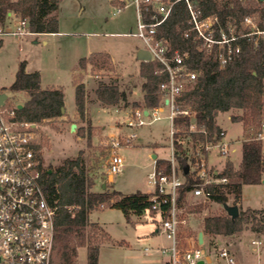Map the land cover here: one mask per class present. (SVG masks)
I'll use <instances>...</instances> for the list:
<instances>
[{"label":"trees","instance_id":"obj_1","mask_svg":"<svg viewBox=\"0 0 264 264\" xmlns=\"http://www.w3.org/2000/svg\"><path fill=\"white\" fill-rule=\"evenodd\" d=\"M202 16L218 14L226 27L228 18L240 17L250 12L248 5L241 0H193ZM60 0H0V23H4L10 13L18 14L29 21L33 33L58 32V20L53 12L59 7ZM261 8L264 22V4L252 2ZM190 13L185 2H179L170 17L157 29V36L169 42L170 53L175 50L188 52V64L197 72V78L177 98L180 108L190 107L193 117L177 115L173 121L174 156L179 169L185 177V184L180 188L178 202L183 213L201 212L203 203L192 205L188 201L191 190L201 180L195 172L184 173L187 165L196 161L189 156L185 142H193L202 151L206 140H214L222 131L216 117L220 112L239 109V115H232L231 120L241 122L247 135L242 141V159L237 168L229 159L218 178L226 181L208 184L205 189L210 192L209 201L219 204L228 203L233 196V204L242 200L245 184H259L264 175V145L255 139L264 122V37L244 36L238 40L240 52L226 65L221 66L217 57V48L206 53L199 48L193 33L185 37L190 28ZM3 40L0 39V47ZM139 74L142 83L143 103L134 102L133 107L153 109L161 105L162 87L168 82L167 72L156 60L140 61ZM110 63L108 52L97 51L80 59L79 67L84 69L91 64L93 71L101 70ZM10 89L25 92L28 99L21 108L16 109L17 119L30 123H41L44 120L57 119L64 116V91L60 87H42L39 71L29 72L26 61H21L16 77ZM132 90L121 88L117 83L100 82L96 88L98 99L105 106H121L128 104ZM87 92L84 82L75 84V103L83 117L86 111ZM195 125L196 131L190 127ZM89 132L91 129H88ZM202 130L207 131V135ZM86 128L80 127L78 132L85 135ZM191 140L186 141V138ZM38 150V145H37ZM40 158L42 186L48 200L58 205L55 221V238L51 264H78L79 249L87 250L88 264H98L101 245L111 241L109 233L98 223L91 221L90 213L101 205L120 209L127 221L131 215H142L151 209L150 194L138 190L124 193L112 188L107 181L102 190H94L97 176L90 173L85 158H67L56 170L49 172L43 167ZM192 162V163H191ZM156 166L165 172L171 169L170 159H156ZM250 224V230L264 236V207L243 209L239 206V215L235 219L228 213L208 215L204 217L201 229L214 245L218 236H234ZM115 244V242L113 243ZM122 244V242H118Z\"/></svg>","mask_w":264,"mask_h":264},{"label":"rangeland","instance_id":"obj_2","mask_svg":"<svg viewBox=\"0 0 264 264\" xmlns=\"http://www.w3.org/2000/svg\"><path fill=\"white\" fill-rule=\"evenodd\" d=\"M244 4L250 9L261 8L252 2ZM52 14L58 20V32L27 36L6 35L1 38L0 93L8 95L6 106L16 110L28 99L27 93L10 89L20 62L26 61L27 71L40 72L43 88L60 87L65 94L64 116L34 123L38 156L42 158L43 167L54 171L65 159H74L82 154L90 173L97 176L94 190H102L104 181L108 179L110 140L107 136L110 133L134 132L137 138L133 143L119 150L125 163L123 172L114 174L110 185L124 193L152 190L153 186L149 183V174L155 167L152 156L155 154L166 159L173 156L172 121L167 117L169 110L164 108L160 113L162 119L151 124L134 128L123 124L126 110L133 107L135 101L143 103L144 95V78L139 74L141 62L137 56L138 51L144 48V42L139 37L125 35L137 30L136 6L124 3L123 0H60L59 7ZM97 51L109 53L110 63L107 67L94 71L91 64H87L84 69L79 67L81 58ZM77 82H84L86 86V111L83 117L75 103ZM100 82H114L122 89L131 88L128 104L103 105L96 94ZM75 110L76 113L73 114ZM220 113L216 121L220 123V127H226L232 143L227 157H222L218 151H211V163L205 164L210 172L222 170L229 159L237 168L242 159V141L247 137L242 133V124L228 118V115L230 118L232 115H239L241 110L231 109ZM73 123L77 126L72 131ZM111 124L117 125L116 128H110ZM80 127L86 128L84 136L78 132ZM188 140H191L190 137L186 138ZM185 148L191 157L200 150L192 141L188 144L185 142ZM198 169L193 162L190 171L197 173ZM188 201L192 205L204 204L201 212L186 213L191 230H202L201 224L208 215L227 213L222 204L213 201H201L191 195H188ZM228 204L234 205L233 196H230ZM239 206L243 209L264 207V175L261 183L243 186ZM90 219L98 222L111 239L101 245L98 264H162L161 259L167 261L168 257L162 253L161 247L167 246L169 240L156 231L161 221L159 214L154 215L150 211L142 215L132 214L131 221H127L120 209L106 207L92 211ZM217 238L223 240L233 251L236 264H264V246L252 244L253 239L260 238L264 241V236L251 231L250 224L244 225V229L237 235ZM206 240V247L215 252L214 246L208 244L210 238L206 236ZM212 259V263L205 264H226L221 258ZM78 264H88L87 250L84 247L79 249Z\"/></svg>","mask_w":264,"mask_h":264},{"label":"built area","instance_id":"obj_3","mask_svg":"<svg viewBox=\"0 0 264 264\" xmlns=\"http://www.w3.org/2000/svg\"><path fill=\"white\" fill-rule=\"evenodd\" d=\"M123 1L134 4L138 15L137 30L125 35L141 38L144 48L151 53V59L160 62L162 70L168 74V82L162 87L161 105L153 109L128 108L123 122L129 128L151 124L162 119L160 113L164 108L169 110L167 117L172 121L171 169L165 172L156 166L155 160L154 171L149 174L153 189L146 192L150 194L151 209L160 215L159 231L169 240V244L161 247V251L168 257L166 264L211 263L205 233L190 229L189 219L178 202L185 177L176 163L173 146L174 118L177 115L194 116L190 107H179L177 98L197 78V72L188 64L189 53L179 50L170 53L169 42L157 36V29L170 17L179 2H185L190 13V28L184 33L185 37L193 33L199 48L208 54L217 48L218 60L224 66L240 52L238 40L241 37L256 35V43L260 37H264L261 9H250L248 14L240 17L230 16L225 27L218 14L202 16L193 0ZM241 1L264 4V0ZM31 34L33 32L28 19L18 14L10 13L8 19L0 23V39L6 35ZM35 128L36 124L17 119L16 110L6 106V102L0 105V264H51L52 261L58 205L48 200L42 186ZM190 130L196 131L195 125ZM202 131L207 135V131ZM108 138L107 176L112 177L123 172L125 163L119 150L131 145L137 134L110 133ZM254 138L264 141V122ZM202 145L204 152L215 150L222 157L230 154L231 142L226 139L223 130L214 140H206ZM195 157V165L199 168L196 176L201 182L191 190L190 195L208 201L210 192L205 187L211 183L224 182L226 178H218V171L210 172L207 169L201 149ZM100 208L105 206L101 205ZM252 244L260 246L262 241L252 240ZM214 245L218 258L226 264H236L235 255L223 240L216 239Z\"/></svg>","mask_w":264,"mask_h":264},{"label":"water","instance_id":"obj_4","mask_svg":"<svg viewBox=\"0 0 264 264\" xmlns=\"http://www.w3.org/2000/svg\"><path fill=\"white\" fill-rule=\"evenodd\" d=\"M137 56H138V59L141 60V61L151 60V58H152L150 51L145 49V48H141L138 51ZM7 98H8V95L6 93H0V105L4 104L5 100ZM166 102H167V100H166ZM18 107L21 108L22 105H19ZM62 110L64 112L65 111V107H63ZM146 113H147V111H146ZM76 126H77V124L73 123L71 125V130L73 131L76 128ZM189 170H190V166L187 165L185 167V169H184V173L187 174L189 172ZM49 172H51V170ZM105 187H106V183L103 184V188H105ZM223 207L227 211V213L232 217V219H235L236 217H238V215H239V207H238V205H231V204H228V203H224ZM198 264H204V262L200 261Z\"/></svg>","mask_w":264,"mask_h":264},{"label":"crops","instance_id":"obj_5","mask_svg":"<svg viewBox=\"0 0 264 264\" xmlns=\"http://www.w3.org/2000/svg\"><path fill=\"white\" fill-rule=\"evenodd\" d=\"M33 34H39V33H33ZM141 61V60H140ZM144 94V93H143ZM143 98V97H142ZM66 107V106H65ZM131 108V107H130ZM76 113V110L73 112V114H75ZM221 114V113H220ZM228 118L231 120V118H230V115H228ZM234 122V121H233ZM239 123H241V122H239ZM217 124H219L220 125V123H218L217 122ZM242 124V123H241ZM116 126L117 125H114V124H111L110 125V128H112V129H114V128H116ZM122 127V126H121ZM221 129L223 130V131H225L226 132V139L227 140H229L231 143H232V138L231 137H229L228 136V131H227V129H226V127H224V126H222L221 125ZM244 132V127H243V125H242V133ZM108 137V136H107ZM263 142V145H264V141H262ZM172 144V143H171ZM203 152V154H204V159H205V163H211V162H209V157H210V154H211V151H209V152H204V151H202ZM189 153V152H188ZM155 156V157H154ZM153 157V159H154V163H155V160L156 159H166V158H164V157H159V156H157V155H153L152 156ZM113 179V176L112 177H108V179H107V182L108 183H110V181ZM104 184V183H103ZM147 192V191H146ZM106 208V207H105ZM157 213H154V215H156ZM92 221V220H91ZM95 222V221H94ZM156 231L157 232H160L159 231V227H158V229H156ZM203 231V230H202ZM204 232V231H203ZM161 233V232H160ZM206 236V235H205ZM258 239V238H257ZM217 240H219L218 238H217ZM254 240V239H253ZM259 240H261L260 238H259ZM262 241V246H264V241L263 240H261ZM207 242H208V240H207ZM209 244V243H208ZM211 246V245H210ZM212 246H215V245H212ZM258 246V245H257ZM261 246V245H260ZM211 252V256H210V260H211V263L213 262V257H216L217 258V255H216V253L215 252H212V251H210ZM233 252V251H232ZM234 254V253H233ZM236 258V257H235ZM165 261H166V259L164 260V259H161V263L162 264H165Z\"/></svg>","mask_w":264,"mask_h":264}]
</instances>
